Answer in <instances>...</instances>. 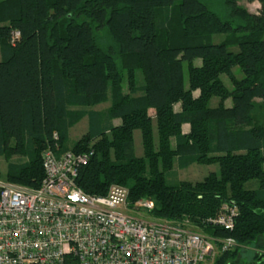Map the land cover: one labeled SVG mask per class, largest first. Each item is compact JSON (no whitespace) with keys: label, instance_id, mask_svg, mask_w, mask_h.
<instances>
[{"label":"trees","instance_id":"trees-1","mask_svg":"<svg viewBox=\"0 0 264 264\" xmlns=\"http://www.w3.org/2000/svg\"><path fill=\"white\" fill-rule=\"evenodd\" d=\"M248 1L257 12L237 0H0V156L25 158L8 163L5 179L37 188L45 149H92L76 178L83 192L123 185L130 206L151 199L155 217L231 238L213 264H264V244L236 260L264 235V0ZM84 116L88 130L69 146ZM175 163H216L218 172L171 184ZM250 180L258 188H246ZM225 204L236 208L230 230L210 222Z\"/></svg>","mask_w":264,"mask_h":264},{"label":"built area","instance_id":"built-area-1","mask_svg":"<svg viewBox=\"0 0 264 264\" xmlns=\"http://www.w3.org/2000/svg\"><path fill=\"white\" fill-rule=\"evenodd\" d=\"M57 138V135L54 134ZM93 150L42 152L37 188L0 183V264H208L234 241L203 234L185 222L129 213L128 189L111 185L89 195L76 183ZM151 199L133 208L150 211ZM236 208L225 204L211 224L232 229Z\"/></svg>","mask_w":264,"mask_h":264},{"label":"rangeland","instance_id":"rangeland-1","mask_svg":"<svg viewBox=\"0 0 264 264\" xmlns=\"http://www.w3.org/2000/svg\"><path fill=\"white\" fill-rule=\"evenodd\" d=\"M238 4L247 8L248 11L250 12H257L258 8L260 7L259 2L257 1H248V0H237ZM223 39V35L221 34H215L212 36V41L213 42H220ZM1 58V56H0ZM233 71L235 73V75L237 77H241L242 73L240 72L238 67H234ZM136 78H137V83L138 85L142 84V76H141V72L137 71L136 72ZM221 78L223 80V82L228 86L231 87V82L229 80V78L223 74L221 75ZM188 85V76H187V71L186 68L184 69V86L187 87ZM197 92H194V95H196ZM217 98L213 97L210 101L211 105L216 104L217 102ZM230 103V101H226V104ZM110 106V101H102V102H98L95 104H92V106L90 108L95 109V110H104L106 108H108ZM175 109H179V105L176 104L175 105ZM118 120H115L114 123H118ZM88 130V117L84 116L82 117L78 122H76L72 127H70L69 132H68V140L67 143L69 146H72V144L74 142H76L80 137H82ZM183 130L187 131L188 130V126L184 125L183 126ZM153 133H154V138H157V132H156V126H155V122H153ZM133 138H134V150H135V154L137 156H141L143 154V148H142V141H141V133L139 129L134 130L133 133ZM20 156L15 155L12 156L10 159H5L4 156H0V183H10V184H15V185H20L18 183H13L10 181H7L5 179L6 177V171H7V167H8V163L10 161H17V160H25V158ZM218 172V165L216 163L213 164H191L188 167L185 168H180L177 166V164L175 163L172 167L171 170H169L166 173V180L168 183H177L181 180H187V181H191V182H195V181H200L202 180L209 172ZM114 185V184H112ZM115 185H120V184H115ZM22 186V185H21ZM123 186V185H120ZM125 187V186H123ZM245 187L246 188H258V181L257 180H250L248 182L245 183ZM126 188V187H125ZM147 199V198H146ZM153 201V200H152ZM134 205V204H133ZM133 205H129V213H132L134 215H138L139 217L142 218H146V219H150V220H155V221H159V222H165V221H170V220H166L163 218H158L155 217L154 215H152L149 211L147 210H142V209H134ZM190 227L195 229V230H199V227L194 226L193 224H190ZM264 244V235L262 236V238H260L258 241H256L255 243L249 245L248 247H243L239 250L238 255H237V262H249L250 260H252L253 256L257 253H259V249L262 247V245ZM215 258H213L208 264H213Z\"/></svg>","mask_w":264,"mask_h":264},{"label":"crops","instance_id":"crops-1","mask_svg":"<svg viewBox=\"0 0 264 264\" xmlns=\"http://www.w3.org/2000/svg\"><path fill=\"white\" fill-rule=\"evenodd\" d=\"M184 125H187V124H184ZM184 125H183V126H184ZM187 126H188V125H187Z\"/></svg>","mask_w":264,"mask_h":264}]
</instances>
